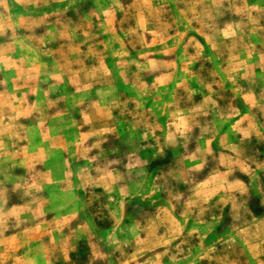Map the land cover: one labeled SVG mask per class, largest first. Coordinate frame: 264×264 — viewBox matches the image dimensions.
<instances>
[{"label": "rangeland", "instance_id": "rangeland-1", "mask_svg": "<svg viewBox=\"0 0 264 264\" xmlns=\"http://www.w3.org/2000/svg\"><path fill=\"white\" fill-rule=\"evenodd\" d=\"M0 264H264V0H0Z\"/></svg>", "mask_w": 264, "mask_h": 264}]
</instances>
